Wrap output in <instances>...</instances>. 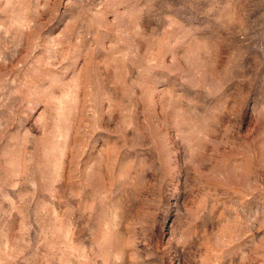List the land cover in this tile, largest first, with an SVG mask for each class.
<instances>
[{"label": "rangeland", "instance_id": "obj_1", "mask_svg": "<svg viewBox=\"0 0 264 264\" xmlns=\"http://www.w3.org/2000/svg\"><path fill=\"white\" fill-rule=\"evenodd\" d=\"M0 264H264V0H0Z\"/></svg>", "mask_w": 264, "mask_h": 264}]
</instances>
